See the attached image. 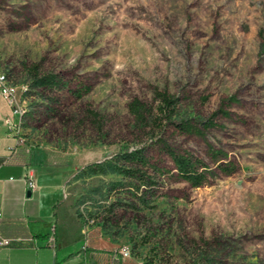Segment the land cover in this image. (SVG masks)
<instances>
[{"label": "rangeland", "instance_id": "obj_1", "mask_svg": "<svg viewBox=\"0 0 264 264\" xmlns=\"http://www.w3.org/2000/svg\"><path fill=\"white\" fill-rule=\"evenodd\" d=\"M0 74L25 111L23 148L74 173L56 208L71 232L128 247L125 264H264V0H0ZM48 74L82 96L33 87ZM223 106L205 138L179 131ZM162 143L201 159L208 183L178 179ZM143 146L160 171L139 185L120 155Z\"/></svg>", "mask_w": 264, "mask_h": 264}, {"label": "crops", "instance_id": "obj_2", "mask_svg": "<svg viewBox=\"0 0 264 264\" xmlns=\"http://www.w3.org/2000/svg\"><path fill=\"white\" fill-rule=\"evenodd\" d=\"M10 115L0 97V237L11 240L0 250V264H125L115 249L92 245L58 222L56 208L74 173L49 167L44 152L29 154L9 134L5 119Z\"/></svg>", "mask_w": 264, "mask_h": 264}, {"label": "trees", "instance_id": "obj_3", "mask_svg": "<svg viewBox=\"0 0 264 264\" xmlns=\"http://www.w3.org/2000/svg\"><path fill=\"white\" fill-rule=\"evenodd\" d=\"M33 87H41L43 89L48 90H54L56 88H67L71 94L78 98H80L83 94V90H81L80 88H78V90L73 89L65 82H63L60 76L52 74L43 76L36 75V77L33 78ZM161 100L163 102L164 109H169L172 104L171 98L164 93L161 94ZM164 109L161 110L162 113L165 111ZM130 111L139 123L145 120L147 111L143 103L137 100L133 101L130 104ZM218 115H222L224 118H227L229 116V113L224 110L223 106V108L219 109L218 112L213 115V118L202 122L203 128H199L192 121H183L182 123L178 124L177 127L179 131L183 134L197 135L205 138V130L214 127L213 120L214 117H217ZM207 147L211 159L215 163V165H217L218 169L226 175H232L235 172V167H233V165L230 163L222 162V156L225 155L221 151L214 149L213 145L209 142H207ZM162 148L164 150V153H166V155L171 159L174 165V174L177 176L178 179L189 184L192 188H199L208 183L209 174L211 172L201 159L194 156L188 151H178L166 143H162ZM147 150V146H143L135 148L130 152H124L120 155L121 159H123L124 162H127L132 165L131 169H122L120 170V172L129 173V171H134L136 179H140L138 183L139 185L148 184L146 180L147 178L138 177L140 169L145 166L151 165V167L155 171H160V169L157 167L158 165L156 163L151 162V158H149ZM95 167H99V164H97ZM136 187L137 189H139V186Z\"/></svg>", "mask_w": 264, "mask_h": 264}, {"label": "built area", "instance_id": "obj_4", "mask_svg": "<svg viewBox=\"0 0 264 264\" xmlns=\"http://www.w3.org/2000/svg\"><path fill=\"white\" fill-rule=\"evenodd\" d=\"M0 97H2L7 102L11 109V115L5 119V124L8 128L9 134L16 135L18 137L21 125L23 123L25 111L18 95V89L10 84L4 74H0ZM18 141L19 144H23V140L20 137ZM28 186L31 191H34L36 189V184L32 177H30ZM2 222L3 215L0 212V227L2 226ZM10 244V239L0 237V250L8 247ZM119 254L124 260L131 257V251L128 247L120 250Z\"/></svg>", "mask_w": 264, "mask_h": 264}]
</instances>
